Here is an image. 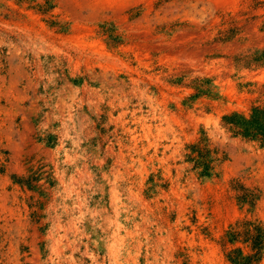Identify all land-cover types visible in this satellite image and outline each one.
Returning a JSON list of instances; mask_svg holds the SVG:
<instances>
[{"label": "rangeland", "instance_id": "374dc122", "mask_svg": "<svg viewBox=\"0 0 264 264\" xmlns=\"http://www.w3.org/2000/svg\"><path fill=\"white\" fill-rule=\"evenodd\" d=\"M0 264H264V0H0Z\"/></svg>", "mask_w": 264, "mask_h": 264}, {"label": "trees", "instance_id": "16d2710c", "mask_svg": "<svg viewBox=\"0 0 264 264\" xmlns=\"http://www.w3.org/2000/svg\"><path fill=\"white\" fill-rule=\"evenodd\" d=\"M240 261H238V263H239Z\"/></svg>", "mask_w": 264, "mask_h": 264}]
</instances>
